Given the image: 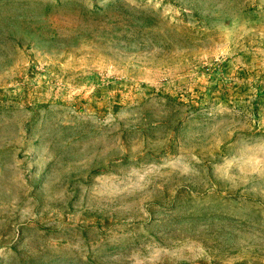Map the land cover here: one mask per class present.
<instances>
[{
	"label": "rangeland",
	"instance_id": "obj_1",
	"mask_svg": "<svg viewBox=\"0 0 264 264\" xmlns=\"http://www.w3.org/2000/svg\"><path fill=\"white\" fill-rule=\"evenodd\" d=\"M0 264H264V0H0Z\"/></svg>",
	"mask_w": 264,
	"mask_h": 264
}]
</instances>
